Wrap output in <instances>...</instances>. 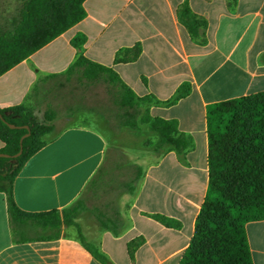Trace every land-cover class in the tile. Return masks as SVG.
<instances>
[{"label":"crops","instance_id":"crops-1","mask_svg":"<svg viewBox=\"0 0 264 264\" xmlns=\"http://www.w3.org/2000/svg\"><path fill=\"white\" fill-rule=\"evenodd\" d=\"M186 2L207 22L203 44L180 19ZM84 8L81 22L0 76V110L26 104L40 80L66 74L85 57L113 69L137 97L155 98L149 114L177 121L193 148L183 155L158 151L160 136L149 127L113 131L100 117L101 126L65 129L16 177V205L31 214L62 212L91 186L116 185V179L124 189L111 191L104 211L114 209L117 222L103 226L88 214L90 226L81 214L75 234L64 227L59 238L47 240L31 224L14 228L0 192V264H103L78 230L110 264H180L208 189L207 108L264 92V0H86ZM77 35L87 38L81 48L71 45ZM137 47L139 57L130 60ZM118 55L125 60L116 61ZM182 85L189 93L166 104ZM124 129L138 139L134 146L119 140ZM155 215L180 226L169 228ZM246 232L254 264H264V221L249 222Z\"/></svg>","mask_w":264,"mask_h":264},{"label":"trees","instance_id":"trees-1","mask_svg":"<svg viewBox=\"0 0 264 264\" xmlns=\"http://www.w3.org/2000/svg\"><path fill=\"white\" fill-rule=\"evenodd\" d=\"M85 1L31 0L30 15H27L30 16V27L23 30L19 26L13 35L0 36V76L81 22L86 17ZM180 19L193 39L200 44L205 43L201 39V29L206 28L207 22L192 14L188 2L180 10ZM86 41V36L77 35L71 45L81 48ZM140 53L139 47L129 51V59H137ZM122 60L125 59L118 55L116 61ZM77 67H85L84 74L89 78L97 72L108 74L128 96L135 98L132 106L150 100L159 103L153 97H137L111 68L80 57L68 72ZM189 91L187 85H182L175 98L166 104L179 101ZM0 115L3 118L0 119V139L5 144L0 154L9 156L0 157V192L7 196L12 224L14 228L17 222L31 224L48 234L54 231L56 233L45 239H57L61 236L62 227L59 211L26 213L16 205L13 194L18 174L29 159L46 146L43 138L49 133V127L40 123L25 104L0 110ZM142 123L159 134L158 151L169 148L183 155L193 148L192 139L180 133L175 120L153 118L147 111ZM24 136L22 153L14 157L21 150ZM207 136V194L196 220L193 238L180 264H254L246 225L264 221V92L209 105ZM154 218L169 228L180 226L175 220L162 215H155ZM64 221L78 228L74 220L66 217ZM78 232L84 247L103 264H110L99 249Z\"/></svg>","mask_w":264,"mask_h":264},{"label":"rangeland","instance_id":"rangeland-1","mask_svg":"<svg viewBox=\"0 0 264 264\" xmlns=\"http://www.w3.org/2000/svg\"><path fill=\"white\" fill-rule=\"evenodd\" d=\"M30 4L31 0H0V36L5 38L13 35L19 30V26H22L23 30L30 27V16L27 17L30 13ZM84 73L85 67H77L66 74L40 80L30 95L25 105L40 123L49 127V133L44 136V141L52 140L68 128L89 124L101 126L97 117L103 119L107 127L113 131L124 127L134 130H146L149 127L142 123V119L148 108L155 104L152 100L132 106L131 103L136 102L135 98L128 96L108 74L97 72L89 78ZM134 126L136 128H133ZM123 132L119 140L125 144L134 146L133 143L138 142L137 138L131 137L133 135L127 134L131 130L124 129ZM124 180L129 183L127 178ZM114 182L116 185L107 183L100 187L96 184L95 187L91 186L89 192L71 208L59 212L58 216L62 221L61 233L66 227L70 228V233L75 234L74 226L67 225L64 219L67 217L76 223L77 217L81 214H83L81 218H85L90 226L92 219H88V214L105 226L115 224L117 220L114 209L110 210V213L104 211L111 191L114 195L118 190L124 189V186H119L120 183L118 185L119 181L114 179ZM21 225L22 223L17 222L15 227ZM52 233L48 235H53Z\"/></svg>","mask_w":264,"mask_h":264},{"label":"water","instance_id":"water-1","mask_svg":"<svg viewBox=\"0 0 264 264\" xmlns=\"http://www.w3.org/2000/svg\"><path fill=\"white\" fill-rule=\"evenodd\" d=\"M0 119L3 120L2 115H0ZM10 127H11V128H16V127L13 126V125H10ZM27 129H28V127H27ZM24 138H25V136H24V137L22 138V140H21V150H20V152H19L17 155H15L14 157H18V156L21 155V153H22V142H23ZM0 157H9V156H8V155H5V154H0Z\"/></svg>","mask_w":264,"mask_h":264}]
</instances>
